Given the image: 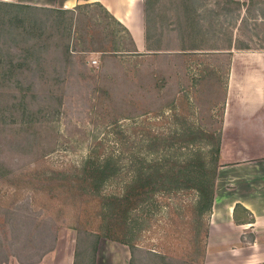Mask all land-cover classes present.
<instances>
[{"label":"rangeland","instance_id":"1","mask_svg":"<svg viewBox=\"0 0 264 264\" xmlns=\"http://www.w3.org/2000/svg\"><path fill=\"white\" fill-rule=\"evenodd\" d=\"M149 1L154 49L115 55L116 26L94 3L0 6V26L13 32L0 38V60L11 61L0 65V264H90L87 232L144 264L152 251L164 254L153 264L196 262L207 199L188 162L212 171L230 58L264 52V5ZM91 151L114 171L104 196L80 189ZM134 178L142 200H115Z\"/></svg>","mask_w":264,"mask_h":264},{"label":"crops","instance_id":"2","mask_svg":"<svg viewBox=\"0 0 264 264\" xmlns=\"http://www.w3.org/2000/svg\"><path fill=\"white\" fill-rule=\"evenodd\" d=\"M0 3L59 10L94 3L128 30L136 48L146 44L145 0H0ZM229 64L213 199L206 211L203 243L193 264H264V52L234 53ZM151 255L155 256L153 264L164 254L152 251ZM134 258L136 264H144L129 247L105 250L97 247L94 264H133Z\"/></svg>","mask_w":264,"mask_h":264},{"label":"trees","instance_id":"3","mask_svg":"<svg viewBox=\"0 0 264 264\" xmlns=\"http://www.w3.org/2000/svg\"><path fill=\"white\" fill-rule=\"evenodd\" d=\"M252 3L253 5L256 4H262L264 5V1L262 0H248V5L249 3ZM234 4H239L238 1H233ZM3 4L0 3V6H2ZM97 5V4H96ZM190 7L191 3L188 4ZM3 6H11L14 7L16 9L19 10H30V11H66V10H59V9H52V8H44V7H39V6H30V5H25V4H7V5H3ZM104 12L105 14L108 16V18L110 19V22L114 23L116 26V28H113L112 30V46L110 49L111 54L115 55L118 53L121 54H135L136 51V47L132 41L131 35L128 32V30L124 27L121 26V24L112 16L110 15L103 7H101L100 5H98ZM238 9V8H236ZM264 9V7H263ZM261 8L259 15L261 16V18H264V11ZM69 10V9H68ZM152 8H151V3L149 0H145V22H146V26H145V41H146V46L148 49L152 50L154 48H152V44L154 43V30L156 29L155 26H151L152 23V14L151 13ZM178 23V25L181 23L180 20L176 21ZM13 28L16 27H12L11 29L13 30ZM120 32L122 34H120ZM3 35H6L7 37H12L13 38V32L10 30V32L6 31V29L3 26H0V38H3ZM124 37L126 38L127 42L129 44H125V41H123ZM236 48H242L240 47H236ZM32 53L34 52L35 54L39 53L38 49H33L31 51ZM39 58V56H38ZM5 60H0V65L3 67V69L5 70V64L8 65V69L11 70V61L4 63ZM20 64V62H17V65ZM15 65V66H17ZM0 80L4 81V75L0 76ZM9 80V79H8ZM226 86V85H225ZM226 88V87H225ZM220 140H221V133H219V136L217 137L216 140V146L213 149L214 152V158L216 159L215 164L212 166V171L210 172L209 170H207V166L205 162L203 161H193L191 160L190 162H188V166L190 165L192 168H190V172L189 175L185 174L188 178H190V182H192V188H195L197 191H199L201 194H203L206 197V208L207 210L210 208L211 203H212V199H213V188H214V179H215V175H216V169L218 167V160H219V148H220ZM112 165L110 164V162L107 159H98L94 154L93 151L90 152L89 156L86 158V160L84 161L81 170L83 171L82 173V179L80 180V183H82V185L84 186H80V189L83 193L90 195V196H104L102 193V185L108 180L110 179V177H112L114 175V171L111 169ZM161 174V173H160ZM158 176L164 177L165 175L161 174V175H157L156 177L158 178ZM137 178V177H136ZM134 178L132 180V183H134L133 185H131L129 188H127L126 190H124V192L122 194L118 193L116 195H114V199L115 200H124L125 203H128L129 205L132 203H136L138 201H141L142 199L139 198V196L143 195L146 193V191L141 190V192L137 191V182L139 181L138 179ZM162 179V178H160ZM177 181V178L175 179ZM175 181V182H176ZM174 182V183H175ZM178 183H182L180 180ZM144 186V185H143ZM238 205H236L237 207ZM235 207V209H236ZM234 209V210H235ZM234 220L237 221V217L234 213ZM93 235V236H92ZM86 236L88 238H92L93 237V242L91 243V251L90 253V264H94L95 263V251L97 248V244L99 241V236L97 234L91 233V232H87ZM95 236V238H94ZM99 237V238H98ZM107 239H111L109 237H105ZM113 240V239H111ZM120 243H123L120 241ZM129 246V245H128ZM130 250L131 247L129 246ZM51 247L44 250V254L47 253L48 251H50ZM133 252V251H132ZM21 260V259H20ZM23 264H33V262H26L21 260ZM6 263V260L1 262Z\"/></svg>","mask_w":264,"mask_h":264},{"label":"built area","instance_id":"4","mask_svg":"<svg viewBox=\"0 0 264 264\" xmlns=\"http://www.w3.org/2000/svg\"><path fill=\"white\" fill-rule=\"evenodd\" d=\"M92 62L95 63V60H93Z\"/></svg>","mask_w":264,"mask_h":264}]
</instances>
